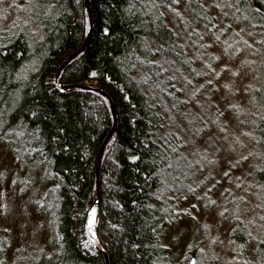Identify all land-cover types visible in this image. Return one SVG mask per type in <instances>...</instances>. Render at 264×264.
I'll use <instances>...</instances> for the list:
<instances>
[{"label": "trees", "instance_id": "trees-1", "mask_svg": "<svg viewBox=\"0 0 264 264\" xmlns=\"http://www.w3.org/2000/svg\"><path fill=\"white\" fill-rule=\"evenodd\" d=\"M89 3L90 41L58 76L62 85L86 88L54 84L57 68L87 34L83 0H34L26 27L7 38L0 33V141L10 140L50 183L44 201L58 264H104V255L108 264H174L163 230L186 216L182 201L201 203L202 186L190 184H200L202 168L191 165L186 147L197 137L193 126L202 124L192 110L211 101L207 74L197 62L209 58L211 40L236 29L238 37L246 33L253 41L257 78L246 155L236 162L259 190L256 248L264 264V0ZM212 64L209 58L207 70ZM202 90L209 95L201 99ZM109 101L116 131L101 157L97 198L96 157L112 126ZM97 200L93 222L102 253L91 248L83 230ZM237 219L232 242L245 247L247 234L238 235L245 225Z\"/></svg>", "mask_w": 264, "mask_h": 264}, {"label": "rangeland", "instance_id": "rangeland-1", "mask_svg": "<svg viewBox=\"0 0 264 264\" xmlns=\"http://www.w3.org/2000/svg\"><path fill=\"white\" fill-rule=\"evenodd\" d=\"M33 3L34 0H0V33L4 37L27 26L35 12ZM237 31L228 38L211 40L208 56L213 64L208 70L209 58L197 62L207 74L211 101L199 102L192 110L202 124L192 125L197 141L187 140L186 147L192 152L188 156L191 165L195 164L199 171L202 168L200 184H190V189L202 186L201 203L182 201L179 210L186 216L181 214L163 230L162 242L167 247L168 260L174 264H190L191 259L192 264L261 262L256 248L262 232L259 190L236 162L246 155L253 117L250 98L257 78L250 49L253 41L246 33L238 37ZM208 91L202 90L200 98L209 95ZM192 117L187 114V118ZM193 172V168L188 170L189 175ZM195 175L197 178L198 173ZM49 186L42 167L26 162L22 151L10 140L0 141V264H58L45 210L44 194ZM233 218L245 225V231L238 234H247L245 247L232 242Z\"/></svg>", "mask_w": 264, "mask_h": 264}, {"label": "water", "instance_id": "water-1", "mask_svg": "<svg viewBox=\"0 0 264 264\" xmlns=\"http://www.w3.org/2000/svg\"><path fill=\"white\" fill-rule=\"evenodd\" d=\"M83 5H84V8L86 10L87 17H88V31H87V34H86L82 44L76 50H74L72 53H70L67 56V58L63 61V63L61 65H59V67L57 68V71L54 75V84L60 90H68L70 88H86L85 86L79 85V84L62 85L58 81V76H59V73L62 70V68L65 65H67V63L71 59L76 57L78 54H80L86 48V46L88 45V43L90 41L91 35H92L93 18H92V11H91L89 0H83ZM95 90L98 93L102 94L106 99H109L108 95L105 92H103L101 89L96 88ZM109 104H110V110H111V115H112V126H111L109 132L107 133V135L105 136V139H104L103 143L101 144L99 151H98V154H97V157H96L95 180H96L97 198H98L99 167H100L101 157H102L106 142L108 141V139L112 135L115 134V131H116V114H115L114 106H113L111 101H109ZM97 206H98V200L96 202L92 203L91 207L89 208V210L86 214L85 221H84L83 230H84V236H85L88 244L91 246V248L102 253L103 252L102 247H101L100 242L98 240V237L96 235L94 222H93V215L97 211ZM192 263H193V259L190 260V264H192ZM104 264H108V259H107L106 255H104Z\"/></svg>", "mask_w": 264, "mask_h": 264}, {"label": "bare ground", "instance_id": "bare-ground-1", "mask_svg": "<svg viewBox=\"0 0 264 264\" xmlns=\"http://www.w3.org/2000/svg\"><path fill=\"white\" fill-rule=\"evenodd\" d=\"M259 213H261V211L259 210Z\"/></svg>", "mask_w": 264, "mask_h": 264}]
</instances>
